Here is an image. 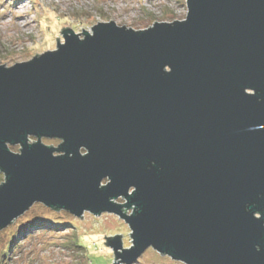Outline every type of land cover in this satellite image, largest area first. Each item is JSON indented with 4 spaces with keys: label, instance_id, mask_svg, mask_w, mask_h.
Segmentation results:
<instances>
[{
    "label": "water",
    "instance_id": "1",
    "mask_svg": "<svg viewBox=\"0 0 264 264\" xmlns=\"http://www.w3.org/2000/svg\"><path fill=\"white\" fill-rule=\"evenodd\" d=\"M185 5L146 28L64 27L53 50L0 63V230L39 202L126 222L127 249L102 237L112 264L149 246L264 264V0Z\"/></svg>",
    "mask_w": 264,
    "mask_h": 264
},
{
    "label": "rangeland",
    "instance_id": "2",
    "mask_svg": "<svg viewBox=\"0 0 264 264\" xmlns=\"http://www.w3.org/2000/svg\"><path fill=\"white\" fill-rule=\"evenodd\" d=\"M185 1L0 0V63L10 66L15 62L29 60L42 51L53 50L56 37L62 41L59 32L64 27L78 33L82 29L89 30L98 21L112 20L116 25L124 24L127 28L139 29L149 27L154 21L182 20L187 10ZM41 142L57 146L59 139L42 138ZM10 148L13 152L18 151L19 145ZM1 177L0 183L4 178L2 173ZM116 200L124 201L121 197ZM47 209L50 208L42 203H34L6 227L13 225L16 228L28 220L42 217ZM61 216L72 225L64 224L50 231L32 233L28 229L15 241L19 242V246L11 249L6 264H112L118 258L113 259V250L103 243L106 241L103 235L112 237L115 233L121 234V248L127 249L132 243L129 226L115 214L103 212L91 215L84 211L81 216L83 218L73 215H70L73 218H69L66 214ZM74 234L82 240L83 248L71 245ZM130 264L185 263L160 254L149 246Z\"/></svg>",
    "mask_w": 264,
    "mask_h": 264
},
{
    "label": "trees",
    "instance_id": "3",
    "mask_svg": "<svg viewBox=\"0 0 264 264\" xmlns=\"http://www.w3.org/2000/svg\"><path fill=\"white\" fill-rule=\"evenodd\" d=\"M0 179L1 172H0ZM60 211L53 210V209H47L45 211V214L42 217L33 218L32 220H28L23 225H17L16 228L13 225L6 227V229L0 231V264H6L8 261V258L11 256V249H17L19 246V242L16 243L17 238L20 236V234H25L28 229L29 232H35V231H50L52 229L58 228L61 225L64 224H70L66 220H64L61 216V214H66L69 218H73L68 214L66 211ZM61 213V214H60ZM72 225V224H70ZM15 229V230H14ZM71 245L76 247L83 248V242L80 238L77 237V235L74 234V238L71 241Z\"/></svg>",
    "mask_w": 264,
    "mask_h": 264
}]
</instances>
